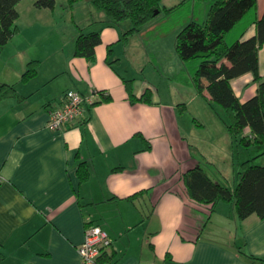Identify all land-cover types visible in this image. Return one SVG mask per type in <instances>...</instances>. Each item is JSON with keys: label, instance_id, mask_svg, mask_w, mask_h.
<instances>
[{"label": "crops", "instance_id": "obj_1", "mask_svg": "<svg viewBox=\"0 0 264 264\" xmlns=\"http://www.w3.org/2000/svg\"><path fill=\"white\" fill-rule=\"evenodd\" d=\"M182 1L162 5L171 9ZM194 1L183 24L208 19L210 5ZM35 3L18 4L20 32L0 53V86L14 85L25 98L0 102V264H81L78 248L89 224L112 238L105 254L112 264H252L239 247L264 258V219L240 220L234 203L221 202L211 212L210 204L189 196L184 183V174L201 166L214 181L234 187L241 163L254 156L231 138L205 99L208 91L197 90L196 65L175 94H166L133 70L144 64L145 44L135 39L145 28L124 44L130 23L104 25L105 12L90 0L72 7L57 0L54 10ZM263 15L264 0H258L234 29L233 41L256 36ZM80 28L102 29L93 63L74 55ZM173 30L182 31L179 25ZM178 58L175 72H188L191 63ZM32 61L40 62L37 76L24 83ZM259 72L264 77V45ZM124 79L134 80L138 98L150 90L151 103H132ZM231 85L242 103L259 87L252 73ZM180 88L189 94L181 95ZM68 91L93 97L92 103L104 91L112 101L90 108L83 122L50 130L49 114ZM81 162L92 174L85 183L78 176Z\"/></svg>", "mask_w": 264, "mask_h": 264}, {"label": "trees", "instance_id": "obj_2", "mask_svg": "<svg viewBox=\"0 0 264 264\" xmlns=\"http://www.w3.org/2000/svg\"><path fill=\"white\" fill-rule=\"evenodd\" d=\"M22 0H0V53L13 37L19 34L17 25L18 4ZM85 0H67L70 7ZM95 8L106 14L104 25L116 26L129 22L130 27L122 35L124 44L140 33L143 28L162 13H172L187 0L171 9L162 5L163 0H90ZM210 5V13L205 22L191 21L179 33L176 40V52L186 63L197 61L194 70V84L203 94L219 119L227 127L231 138L238 146L250 151L253 147L260 148V154L251 156L240 165L237 172L238 183L230 187L228 182L219 183L213 180L201 166L184 174V183L189 196L198 203L210 204L211 212L221 203H234L240 220L252 215L264 219V165H258L264 159V77L259 72V51L264 45V15L256 20V36L228 43L227 36L251 13L257 9L258 0H201ZM57 0H36L38 9L54 10ZM80 35L75 43L74 55L85 58L90 63L96 60V49L102 44V29ZM112 46L109 47L111 56ZM119 63L109 61V65ZM40 62L28 63L23 82H29L37 76ZM247 73H252L259 83L257 95L246 103L236 96L231 81ZM124 84L132 103H151V91L138 98L134 93V80L124 79ZM100 97L90 108L101 102H110L112 97L104 91L96 92ZM21 96L14 85L0 86V102ZM250 131V134L247 132ZM144 139V138H143ZM145 140V139H144ZM147 149H151L148 142ZM251 152V151H250ZM91 169L87 162H81L78 176L81 183L91 179ZM90 225V224H89ZM238 252L252 264L264 263L263 257L249 255L242 248ZM105 256V255H104ZM103 262V263H102ZM101 264H112L110 258H105Z\"/></svg>", "mask_w": 264, "mask_h": 264}, {"label": "rangeland", "instance_id": "obj_3", "mask_svg": "<svg viewBox=\"0 0 264 264\" xmlns=\"http://www.w3.org/2000/svg\"><path fill=\"white\" fill-rule=\"evenodd\" d=\"M194 2V0H192L191 2L189 1L179 10L175 11L174 13H170L169 15L166 13L160 14L157 18L151 21L153 25L150 24L151 22L148 23L144 27L145 29L143 28L146 31H144V33L140 35H137L135 39V42L137 41L136 43L145 44L144 47H146L144 55V64L142 67L139 68L133 67L135 74H137L138 77H140L141 79H147L148 81H151L154 87L159 88L162 92H165L166 94H175V89L177 88L176 85H178L180 82L182 83V80L184 81L188 74L191 75V65L197 64V61L191 63L188 67V72L186 73L182 71L175 72L177 71V68H175V66L177 65V61H175V59L176 57H179L176 52V40L178 34L175 33L173 29H175L177 25L180 26V29L184 28V26L186 25L183 24L185 16L189 13ZM202 10L203 5H199L197 7V14L201 15ZM199 21L200 23H202L203 18ZM148 26H150L151 29H146V27ZM236 30L237 29H235V31ZM233 32L226 39L228 43H232L233 41ZM178 59L184 64V62L180 58ZM156 72L158 75H155ZM161 75H164L165 77L163 76L162 78H158ZM179 93L181 95L189 94V92H187L185 89L183 90L182 88H180ZM193 106H195V104ZM193 106L191 108H193ZM190 111L192 112L193 109H190ZM259 150V147H253L251 150L252 155L255 156L260 154L261 152ZM257 164L264 165V159L258 160Z\"/></svg>", "mask_w": 264, "mask_h": 264}, {"label": "built area", "instance_id": "obj_4", "mask_svg": "<svg viewBox=\"0 0 264 264\" xmlns=\"http://www.w3.org/2000/svg\"><path fill=\"white\" fill-rule=\"evenodd\" d=\"M93 100V97H87L78 91L66 92L60 105L50 112L48 128L61 131L67 125L83 122L87 119ZM112 244V238L100 226L88 225L85 240L78 248L81 264H101L103 256Z\"/></svg>", "mask_w": 264, "mask_h": 264}]
</instances>
